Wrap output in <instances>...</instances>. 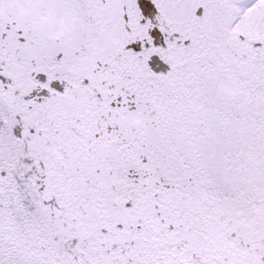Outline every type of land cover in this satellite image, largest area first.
<instances>
[{"label": "snow or ice", "instance_id": "6c2138e0", "mask_svg": "<svg viewBox=\"0 0 264 264\" xmlns=\"http://www.w3.org/2000/svg\"><path fill=\"white\" fill-rule=\"evenodd\" d=\"M0 264H264V0H0Z\"/></svg>", "mask_w": 264, "mask_h": 264}]
</instances>
